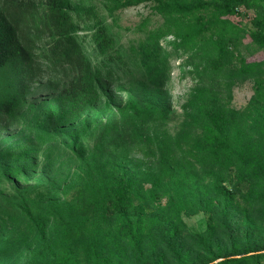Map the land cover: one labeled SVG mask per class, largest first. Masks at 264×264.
I'll return each instance as SVG.
<instances>
[{
    "label": "rangeland",
    "instance_id": "374dc122",
    "mask_svg": "<svg viewBox=\"0 0 264 264\" xmlns=\"http://www.w3.org/2000/svg\"><path fill=\"white\" fill-rule=\"evenodd\" d=\"M1 3L33 61L16 110L0 115V264H225L244 248L264 264V0H63L90 64L76 100L46 1ZM222 26L230 53L217 71L210 39ZM147 48L161 86L143 75ZM200 92L232 109L227 140L194 107ZM121 177L137 181L125 213L109 195ZM133 209L142 259L121 228Z\"/></svg>",
    "mask_w": 264,
    "mask_h": 264
},
{
    "label": "trees",
    "instance_id": "16d2710c",
    "mask_svg": "<svg viewBox=\"0 0 264 264\" xmlns=\"http://www.w3.org/2000/svg\"><path fill=\"white\" fill-rule=\"evenodd\" d=\"M49 9V21L58 34L57 48L55 52L59 60L70 64L77 70V80L72 89V99L87 98L90 89L89 62L86 59L77 36L68 32L67 26L75 16V11H70L63 6V0H45ZM193 34V33H192ZM191 34V36H192ZM231 39L229 29L225 26L216 28L211 36L212 57L209 59L215 70H222L230 53L227 48ZM92 41L100 54L107 52L111 42V36L102 27L98 26L92 34ZM33 61V55L27 45L20 39L18 33V21L2 6L0 0V115L12 114L21 99L23 78L26 69ZM146 81L152 86H161L164 83V67L160 61L157 49H145L139 60ZM75 99V100H76ZM194 107L198 110L201 119L208 130L216 137L227 140L232 126V109L220 105V100L211 98L203 93H198L194 100ZM54 133H46L45 138H51ZM137 181L133 177H121L110 188V202L113 209L125 213L133 208V196L136 193ZM220 192L225 193L226 187L219 186ZM136 220L132 227L126 220L121 221V228L128 236L131 245L142 259L139 250L137 232L141 212L133 209ZM242 257L226 258L223 263L238 264L240 262L259 264L261 252H251L244 248ZM251 253V254H249ZM237 254V253H236Z\"/></svg>",
    "mask_w": 264,
    "mask_h": 264
}]
</instances>
